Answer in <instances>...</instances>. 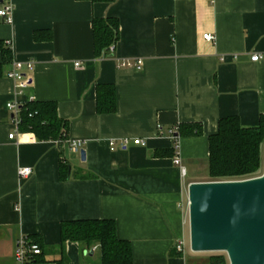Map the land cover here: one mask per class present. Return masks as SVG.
<instances>
[{
    "label": "crops",
    "instance_id": "obj_1",
    "mask_svg": "<svg viewBox=\"0 0 264 264\" xmlns=\"http://www.w3.org/2000/svg\"><path fill=\"white\" fill-rule=\"evenodd\" d=\"M11 2L12 22L0 17V42L10 40L12 60L33 61L34 70L20 92L5 76L9 65L1 68L0 264H59L61 256L65 264H100L96 246L66 241L60 248V223L88 219L113 220L117 236L131 244L133 264L204 259L188 250L187 190L208 181V136L219 119L233 115L256 126L264 114V0ZM96 17L119 22L112 57L94 56ZM38 30L50 39L34 40ZM127 59L141 60L142 69L117 66ZM98 83L115 86L114 113L96 111ZM32 98L55 102L68 122L61 153L57 141L28 131L8 138L15 129L6 103ZM187 124L200 133L180 135ZM173 134L180 165L173 164ZM71 141L81 143L77 151ZM22 167L31 170L23 179ZM31 235L41 239L44 260L20 263L15 242Z\"/></svg>",
    "mask_w": 264,
    "mask_h": 264
},
{
    "label": "trees",
    "instance_id": "obj_2",
    "mask_svg": "<svg viewBox=\"0 0 264 264\" xmlns=\"http://www.w3.org/2000/svg\"><path fill=\"white\" fill-rule=\"evenodd\" d=\"M81 1V0H78ZM92 3H111L113 0H87ZM92 38L94 56L98 58L112 57L107 51L109 46L119 40V22L116 18L96 17L92 20ZM48 32L45 36L42 31H34L36 41L50 39ZM0 75L3 65L12 61L11 50L0 42ZM96 106L98 113H114L117 96L115 86L111 84L96 85ZM19 131L31 132L38 141H57L60 148L68 137V122L59 117L56 103L53 101H29L20 106ZM256 126H242L236 116L224 117L218 120L216 133L208 136V181L244 180L260 176L263 170L264 157V114L259 117ZM200 126L187 124L179 127V134H199ZM62 162V161H61ZM60 170L67 166L60 163ZM60 248L64 242L71 241L88 248L96 246L100 264H133L131 244L117 236V227L111 219H88L63 221L59 225ZM31 242L39 245L41 253L32 261H43L44 245L35 235L28 237ZM61 256L59 264H65ZM203 264H228L225 253L208 255ZM31 261V262H32Z\"/></svg>",
    "mask_w": 264,
    "mask_h": 264
},
{
    "label": "water",
    "instance_id": "obj_3",
    "mask_svg": "<svg viewBox=\"0 0 264 264\" xmlns=\"http://www.w3.org/2000/svg\"><path fill=\"white\" fill-rule=\"evenodd\" d=\"M79 155L85 161L83 149ZM187 196L190 251L264 264V165L260 176L244 180L191 182Z\"/></svg>",
    "mask_w": 264,
    "mask_h": 264
},
{
    "label": "built area",
    "instance_id": "obj_4",
    "mask_svg": "<svg viewBox=\"0 0 264 264\" xmlns=\"http://www.w3.org/2000/svg\"><path fill=\"white\" fill-rule=\"evenodd\" d=\"M0 17L4 19V21L9 24L12 22V14H13V4L11 0H0ZM213 35L211 34H204V38L208 41L214 40ZM8 46H10V40L6 42ZM115 45L109 46L107 51L112 54V51L114 49ZM260 58L259 54H253L250 59L251 61H258ZM76 67L79 66V63L76 62L74 64ZM34 63L33 61H25V63L18 62L12 60L9 64V68L7 69V72L5 74L6 78L9 80H12L15 84V87L17 90L24 89L27 85H29V81L31 80V73L34 70L33 69ZM118 67H132L136 70H141L142 69V61L141 60H131L127 59L124 61H118L117 62ZM24 69H26V72H24ZM19 92V91H18ZM33 100V98L31 99ZM20 106L21 103H19L16 99L11 100L6 103V108L7 110L12 114V125L15 131H12L11 134L8 135L9 139H12L15 136V132L19 130L18 124L20 121ZM173 132V131H171ZM173 138L175 140L174 142V159H173V164L180 165V157H179V152H178V147H179V137L176 135ZM134 144H141V140L135 139ZM129 141L123 140L121 142V146L125 147ZM81 143L76 142V141H71L70 148L73 150L77 151L80 147ZM113 142H110V147L113 148ZM18 175L20 178H26L28 175L31 173L30 167H22L17 170ZM182 175L185 174V168H181ZM184 247V240L179 239L176 243V250L179 252L183 251ZM41 253V249L38 244L31 242L28 237L25 236H20L16 242H15V252H14V259L17 260L20 263H30L36 256H38Z\"/></svg>",
    "mask_w": 264,
    "mask_h": 264
},
{
    "label": "rangeland",
    "instance_id": "obj_5",
    "mask_svg": "<svg viewBox=\"0 0 264 264\" xmlns=\"http://www.w3.org/2000/svg\"><path fill=\"white\" fill-rule=\"evenodd\" d=\"M188 250H189V248H188ZM188 250H186V252H187ZM189 251H190V250H189ZM211 254H215V253H212V252L200 253L199 255L204 256V257H203L204 259L198 260L197 263L192 262V264H203V263L206 261L205 258L208 257V255H211Z\"/></svg>",
    "mask_w": 264,
    "mask_h": 264
}]
</instances>
